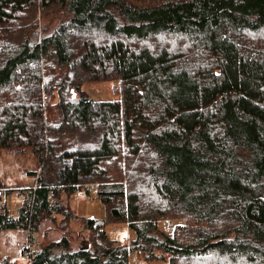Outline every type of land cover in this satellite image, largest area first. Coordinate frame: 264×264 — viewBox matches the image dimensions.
<instances>
[{
    "label": "trees",
    "instance_id": "trees-1",
    "mask_svg": "<svg viewBox=\"0 0 264 264\" xmlns=\"http://www.w3.org/2000/svg\"><path fill=\"white\" fill-rule=\"evenodd\" d=\"M0 150L42 165L0 181L21 197L0 232L28 234L0 264H264V0H0ZM80 190L104 217L74 211ZM57 216L87 241L33 249Z\"/></svg>",
    "mask_w": 264,
    "mask_h": 264
},
{
    "label": "rangeland",
    "instance_id": "rangeland-1",
    "mask_svg": "<svg viewBox=\"0 0 264 264\" xmlns=\"http://www.w3.org/2000/svg\"><path fill=\"white\" fill-rule=\"evenodd\" d=\"M41 33V31H40ZM119 86L117 81L93 82L88 81L83 85V89L98 100L116 99L118 95L115 89ZM44 104L48 102V95L44 93ZM47 108H45V115L47 116ZM46 118V117H45ZM30 150L22 153H14L6 150H0V181L15 186L17 184L30 183L35 177L28 174L24 175L29 170L38 168L37 173H40L41 166L39 165V158ZM97 188V187H96ZM95 188V189H96ZM96 191V190H95ZM93 191V192H95ZM1 192V190H0ZM15 193L11 195H1L0 203L7 202L11 211L15 212V208L20 204V199H17ZM71 206L74 211L83 216H94L102 218L106 215V209L103 203L97 198H91L87 195H80L79 193L71 198ZM61 216H57L55 220L45 217L38 222V230L36 232L37 243L33 244V249H37L51 240L60 239L65 233L70 236L72 248L80 246L88 239V232L82 229L79 222H72L68 228L62 226L60 223ZM171 222L174 219H170ZM165 220L160 221V225L168 228V223ZM171 224V223H170ZM171 228V227H169ZM107 230L114 238L125 239L128 242L132 237L130 228L123 223L111 224L107 226ZM28 242L27 231L18 229L17 231H1L0 232V258L7 255L11 257L20 258V248L23 244ZM25 256V254H24ZM26 259V257H24ZM129 264H169L168 261H145L131 255Z\"/></svg>",
    "mask_w": 264,
    "mask_h": 264
},
{
    "label": "built area",
    "instance_id": "built-area-1",
    "mask_svg": "<svg viewBox=\"0 0 264 264\" xmlns=\"http://www.w3.org/2000/svg\"><path fill=\"white\" fill-rule=\"evenodd\" d=\"M24 175H26V173H23ZM36 179V178H35ZM89 189H91V190H94L95 191V188L97 187V184L96 183H89V184H87L86 185ZM33 187H37V182H36V184L33 186ZM53 192H51V196L53 197ZM80 195H84V191L83 190H80V193H79ZM165 221L169 224V223H171V220L170 219H165Z\"/></svg>",
    "mask_w": 264,
    "mask_h": 264
},
{
    "label": "crops",
    "instance_id": "crops-1",
    "mask_svg": "<svg viewBox=\"0 0 264 264\" xmlns=\"http://www.w3.org/2000/svg\"><path fill=\"white\" fill-rule=\"evenodd\" d=\"M17 199H20V201H21V197L17 196Z\"/></svg>",
    "mask_w": 264,
    "mask_h": 264
}]
</instances>
